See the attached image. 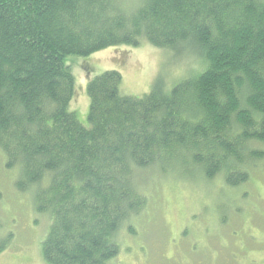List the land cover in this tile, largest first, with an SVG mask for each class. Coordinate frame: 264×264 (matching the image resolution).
Here are the masks:
<instances>
[{
    "label": "trees",
    "instance_id": "16d2710c",
    "mask_svg": "<svg viewBox=\"0 0 264 264\" xmlns=\"http://www.w3.org/2000/svg\"><path fill=\"white\" fill-rule=\"evenodd\" d=\"M146 43L191 53L196 66L135 96L122 94L119 71L84 67L81 120L72 60ZM0 151L14 190L32 193L49 222L46 264H121L147 209L141 170L198 173L202 187L219 179L234 204L203 188L208 199L241 209L264 162V0H0ZM12 235L0 234V252ZM219 246L223 264H243L249 245Z\"/></svg>",
    "mask_w": 264,
    "mask_h": 264
},
{
    "label": "rangeland",
    "instance_id": "374dc122",
    "mask_svg": "<svg viewBox=\"0 0 264 264\" xmlns=\"http://www.w3.org/2000/svg\"><path fill=\"white\" fill-rule=\"evenodd\" d=\"M76 58L71 62L76 92L70 107L81 120L86 118L89 107L84 92L89 78L86 70L91 71L90 77L106 70L119 71L122 94L135 96L149 92L162 72L171 88L183 79L185 69L196 66L195 61L191 62L196 58L191 53L178 55L147 43L138 47H110L86 62ZM4 165L0 151V234L13 232L9 244L0 252V264H46L41 243L49 222L42 216L38 220L32 193L28 196L14 190L17 170H8ZM194 175L169 173L166 177L154 168L135 175L137 188L147 195V209L137 218L141 220V233L125 235L117 262L120 258L121 264H223L217 255L223 240L231 246L249 245L245 256L240 258L243 264H264V162L254 166L251 181L245 186L251 198L246 196L242 202L235 203L242 206L237 210L226 204L215 205L208 199L209 194L203 188L209 190L210 197L222 202L226 196L234 204L231 194L219 191L222 186L219 179L203 182L205 187H202L196 181L201 176ZM254 196L258 198L254 200ZM241 229L246 230L245 239L237 235L243 234ZM184 231L185 235H181ZM187 237H192L188 244L178 246Z\"/></svg>",
    "mask_w": 264,
    "mask_h": 264
}]
</instances>
